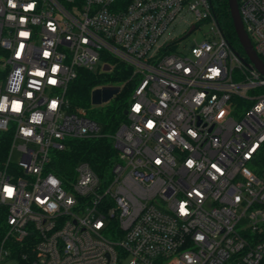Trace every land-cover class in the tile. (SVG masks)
<instances>
[{"label":"built area","instance_id":"1","mask_svg":"<svg viewBox=\"0 0 264 264\" xmlns=\"http://www.w3.org/2000/svg\"><path fill=\"white\" fill-rule=\"evenodd\" d=\"M14 2L0 0V264H264V74L233 48L214 0ZM238 5L264 61V0ZM203 21L208 36L175 48L178 23L186 36ZM112 57L135 87L105 132L67 92ZM98 137L116 150L105 175L85 160L67 182L50 170L69 139Z\"/></svg>","mask_w":264,"mask_h":264},{"label":"trees","instance_id":"2","mask_svg":"<svg viewBox=\"0 0 264 264\" xmlns=\"http://www.w3.org/2000/svg\"><path fill=\"white\" fill-rule=\"evenodd\" d=\"M217 19L223 32L234 49L244 54L237 36L229 7V0H214ZM109 61L113 67L103 71L79 69L78 77L70 84L67 97L73 109L81 107L86 114L95 119L105 132H113L119 123L125 120L124 110L129 103L135 87V79L131 78L132 67L116 57ZM113 84L114 87H108ZM123 84V87H120ZM105 86L103 90L97 89ZM104 104L99 110L93 105ZM116 150L112 141L106 137L69 139L64 149L52 152L50 170L63 181L75 177V167L82 161H88L100 175H105L113 162ZM6 230L3 209L0 207V240Z\"/></svg>","mask_w":264,"mask_h":264},{"label":"water","instance_id":"3","mask_svg":"<svg viewBox=\"0 0 264 264\" xmlns=\"http://www.w3.org/2000/svg\"><path fill=\"white\" fill-rule=\"evenodd\" d=\"M229 7L237 36L246 56L250 62H252V64L264 74V61L255 51L252 41L245 30L242 16L240 14L238 0H229Z\"/></svg>","mask_w":264,"mask_h":264},{"label":"rangeland","instance_id":"4","mask_svg":"<svg viewBox=\"0 0 264 264\" xmlns=\"http://www.w3.org/2000/svg\"><path fill=\"white\" fill-rule=\"evenodd\" d=\"M190 18V16H188ZM191 19V18H190ZM188 29L187 22H180L176 25V27L172 31V36L179 38L182 37L175 42V48H181L184 43L189 44L190 42L196 40L198 42L202 41L206 36H208L213 30V23L209 21H203L197 25V28L193 30L191 33H188L184 36L185 31ZM104 104L97 103L93 105L95 110L101 109ZM13 160L18 161L20 156L19 153L16 151L13 153L12 156Z\"/></svg>","mask_w":264,"mask_h":264},{"label":"clouds","instance_id":"5","mask_svg":"<svg viewBox=\"0 0 264 264\" xmlns=\"http://www.w3.org/2000/svg\"><path fill=\"white\" fill-rule=\"evenodd\" d=\"M9 6L10 7H13V8H15L16 7V4H15V2H14V0H9ZM34 7H35V0H33V2L32 3H30V4H28V5H26V6H24V10L25 11H29V10H33L34 9ZM11 19H14V17H10ZM22 19V21L24 20V18H21ZM22 33H26V35L25 36H28V33L27 32H22ZM48 53V52H47ZM50 55V53H48L47 55H44L45 57H48ZM197 55H199V53H197ZM58 71V66H53V68H52V72L53 73H55V72H57ZM212 71L215 73L217 70L216 69H212ZM37 73H44L43 71H37L36 73H35V75H37ZM38 76V75H37ZM44 75H41V77H43ZM50 81V80H49ZM55 81V80H54ZM50 84H52V85H55L56 83H51V82H49ZM29 95V97H31V93H29L28 94ZM53 105H54V107H53ZM58 107V103L56 102V101H52L51 103H50V108L52 109V110H55L56 108ZM4 108H5V105L4 104H0V110H4ZM13 108H18L19 110L17 111V112H19L20 110H21V105L19 104V103H15L14 105H13ZM136 110L137 111H139V109H137V106H136ZM15 111V110H14ZM151 124H152V122H151ZM152 127H153V124H152ZM152 127H150V128H152ZM27 135H30L31 134V132L29 131V132H27L26 133ZM193 135H195V133H193ZM193 161L192 160H189L188 162H187V164H188V167H192L193 166ZM159 164V163H158ZM53 183H55V181H53ZM8 189H11V194H9V192L7 191ZM3 191L5 192V194H6V197L7 198H11L13 195H14V188L13 187H11V186H8V185H6L5 187H4V189H3ZM179 213L181 214V215H187L188 214V210H187V202H185V201H181L180 202V206H179ZM102 226V223H98L97 225H96V227H101Z\"/></svg>","mask_w":264,"mask_h":264},{"label":"snow or ice","instance_id":"6","mask_svg":"<svg viewBox=\"0 0 264 264\" xmlns=\"http://www.w3.org/2000/svg\"><path fill=\"white\" fill-rule=\"evenodd\" d=\"M21 35H22V36H25L26 33H21ZM21 47H23V46H21ZM47 54H48L47 52H44V55H47ZM37 75H38V76H41V75H44V73H37ZM49 82H51V83H56V81H54V80H50ZM14 104H15V103H13V105H14ZM13 105H12V108H13ZM53 107H54V105H53ZM137 109H139V105H137ZM13 110L18 111L19 109H18V108H13ZM221 115H223V113H221ZM147 126H148L149 128L152 127L151 122H148V125H147ZM156 163H160V161L157 160ZM213 167L215 168L216 166L213 165ZM217 171H219V169H217ZM7 191L9 192V194H11V189H8Z\"/></svg>","mask_w":264,"mask_h":264}]
</instances>
